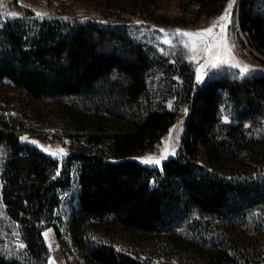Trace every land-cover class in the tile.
Instances as JSON below:
<instances>
[{
    "label": "trees",
    "instance_id": "1",
    "mask_svg": "<svg viewBox=\"0 0 264 264\" xmlns=\"http://www.w3.org/2000/svg\"><path fill=\"white\" fill-rule=\"evenodd\" d=\"M159 1L92 0L96 14L85 20L30 11L0 23L1 204L25 243L16 252L0 237V264H47L48 227L68 264H171L118 247L107 223L176 245L186 229L210 247L199 250L200 264H264L263 251L220 230L245 219L264 229V58L254 54L259 67L245 74L224 68L198 82L187 53L162 52L141 37L140 21L194 26L231 0H188L175 17L158 13ZM234 26L246 36L242 51L264 55V0H237ZM186 109L175 157L162 169L132 159ZM28 126L70 138L71 155L60 160L25 142ZM74 163L79 204L64 237L59 210Z\"/></svg>",
    "mask_w": 264,
    "mask_h": 264
},
{
    "label": "rangeland",
    "instance_id": "2",
    "mask_svg": "<svg viewBox=\"0 0 264 264\" xmlns=\"http://www.w3.org/2000/svg\"><path fill=\"white\" fill-rule=\"evenodd\" d=\"M230 2L232 3L230 9L231 19L227 23L226 30L221 33L220 27L217 26L214 29L216 39L213 40L212 37L205 38L209 44L220 43V46L213 47L211 52L206 51V44L202 40L195 36L182 35V33H197L211 27L225 14L228 6L219 16L209 20H202L194 26L166 28L157 26L152 22L140 21L141 37L153 41L162 52L187 53L189 59L195 64L197 80L198 75H202V79L198 80L200 83L206 80L207 74L211 71L224 68L238 71L239 74H245L259 67L254 54L261 58H264V55L254 52L250 47L245 51L240 49L239 36L244 40L246 36L239 32L238 27L235 28L234 26V8L237 0H231ZM187 3L188 0H160L157 12L170 17L181 16L183 14L182 8ZM95 9L97 8H95V2H92V0H0V23L9 19L24 17L30 11H33L36 16H38L37 13H40L41 15L38 16L40 18L85 20L86 18L94 17L96 14ZM12 13L16 15H10ZM245 68L248 71H243ZM198 70L200 71L198 72ZM173 104L174 101L170 100V107ZM188 113L189 110L186 109L179 114L177 121L154 149L132 156V159L143 165L162 169L164 163L175 157L182 148V139ZM45 134L49 137L44 138ZM38 135L41 137H37ZM52 135L53 131L51 130L45 133L41 129L28 126L26 134L22 136V139L38 147L45 154L60 160L71 155L72 140L70 138L56 139ZM60 149L63 150L62 153L59 151ZM149 157L159 159V163H144L143 161ZM78 171L79 164L74 163L72 185L62 192V205L59 213L65 222L61 226V232L64 237H66L67 224L79 204L80 186ZM1 187L2 183H0V237L6 239V245L11 250L18 252L25 248V243L20 236L17 225L4 212L1 204ZM104 226L107 229L106 237L118 247L135 253L160 256V261L168 260L171 264H200V258L198 257L199 250L208 251L210 248L198 241H192L195 239H189L186 229H180L177 232L178 236H181V243L176 245L175 243H170L166 236L140 239L108 223ZM220 227L221 234L226 238L237 239L242 247L263 251L264 253V229L256 228L253 223L251 224L249 219L223 223L220 224ZM45 233H47L45 238L50 250L47 264H68L55 228L48 227Z\"/></svg>",
    "mask_w": 264,
    "mask_h": 264
},
{
    "label": "snow or ice",
    "instance_id": "3",
    "mask_svg": "<svg viewBox=\"0 0 264 264\" xmlns=\"http://www.w3.org/2000/svg\"><path fill=\"white\" fill-rule=\"evenodd\" d=\"M231 7H232V3L230 2L228 5V8L225 10V14L222 15L218 19V21L215 24H213L211 27L204 29V30H201L200 32H197V33H182V35H186V36H190V37L195 36L196 38L202 40L206 44V51L211 52L212 48L213 47H219L220 43L209 44L205 38L206 37H212V39L215 40L216 37H215L214 29L217 26L220 27L221 33H223L226 30L227 23L230 22V19H231V12H230ZM10 15L15 16L16 14L12 13ZM37 15L40 16L41 14L37 13ZM199 71L200 70H198V72ZM243 71L246 72V71H248V69L245 68V69H243ZM200 79H202V75H198V80H200ZM59 151L61 153L63 152L62 149H60ZM165 151H166V149H165ZM53 154H55V153H53ZM161 158H163V157H161ZM143 162L144 163H159V159L149 157V158H146ZM45 236H47V233H45Z\"/></svg>",
    "mask_w": 264,
    "mask_h": 264
}]
</instances>
